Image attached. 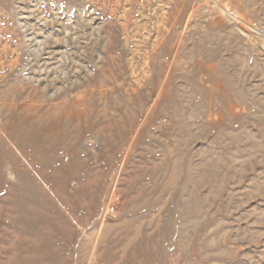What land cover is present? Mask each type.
Masks as SVG:
<instances>
[{
  "label": "rangeland",
  "instance_id": "1",
  "mask_svg": "<svg viewBox=\"0 0 264 264\" xmlns=\"http://www.w3.org/2000/svg\"><path fill=\"white\" fill-rule=\"evenodd\" d=\"M0 264H264V0H0Z\"/></svg>",
  "mask_w": 264,
  "mask_h": 264
}]
</instances>
